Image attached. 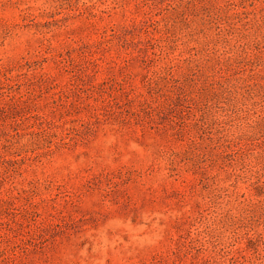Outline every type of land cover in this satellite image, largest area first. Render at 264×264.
<instances>
[{
    "label": "rangeland",
    "instance_id": "rangeland-1",
    "mask_svg": "<svg viewBox=\"0 0 264 264\" xmlns=\"http://www.w3.org/2000/svg\"><path fill=\"white\" fill-rule=\"evenodd\" d=\"M0 264H264V0H0Z\"/></svg>",
    "mask_w": 264,
    "mask_h": 264
}]
</instances>
